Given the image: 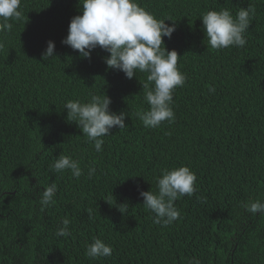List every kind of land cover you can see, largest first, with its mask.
I'll use <instances>...</instances> for the list:
<instances>
[{
  "label": "trees",
  "instance_id": "1",
  "mask_svg": "<svg viewBox=\"0 0 264 264\" xmlns=\"http://www.w3.org/2000/svg\"><path fill=\"white\" fill-rule=\"evenodd\" d=\"M136 3L175 24L163 44L186 77L173 92L174 120L155 128L136 115L149 108L147 73L128 79L99 47L86 59L61 43L78 0H21L24 19L0 32V264H264V214L240 206L264 200V0ZM240 8L252 9L246 45L211 49L201 16ZM48 41L55 56L41 59ZM103 93L127 127L97 152L64 105ZM61 155L80 162L79 178L51 169ZM181 166L195 174V192L175 201L180 217L163 227L139 192H156L162 170ZM51 184L54 203L41 208ZM64 219L70 235L57 236ZM95 239L110 257L86 256Z\"/></svg>",
  "mask_w": 264,
  "mask_h": 264
},
{
  "label": "clouds",
  "instance_id": "2",
  "mask_svg": "<svg viewBox=\"0 0 264 264\" xmlns=\"http://www.w3.org/2000/svg\"><path fill=\"white\" fill-rule=\"evenodd\" d=\"M81 14L71 18L67 35L61 43L78 52L82 58L89 59L91 51L99 47L109 53L104 62L109 69L123 72L126 78L136 77V72L147 73L143 88L146 90L144 100L148 104L147 111L136 115L145 128L159 127L163 122L174 120L171 108L173 92L185 84L186 77L177 68L178 56L175 50H166L164 37L171 38L175 24L168 25L165 20H157L152 14L139 7L136 0H78ZM21 0H0V32L11 31L10 21L24 19L20 8ZM204 35L208 46L219 50L229 47H243L247 41V32L252 19L251 8H240L233 16L229 10H210L201 16ZM171 21V20H169ZM3 44H0V48ZM54 42L48 41L41 59L54 55ZM214 92V88L209 89ZM111 99L103 95H91L87 102L80 100L67 101V121L74 122L87 142L97 152L102 150L103 137L111 135L115 127H127L125 112H111ZM42 145V144H41ZM57 173L65 170L72 176L82 175L80 162L69 156H59L50 166ZM95 168H89L91 177ZM196 176L187 166L171 170L164 169L156 177V192L140 191L144 207L154 214L153 223L163 227L171 225L180 217L175 201L185 195L192 196L195 192ZM57 186L51 184L44 188L39 198V205L45 208L54 203ZM241 208L251 214H264V200L243 202ZM70 221L64 219L57 230V236H68ZM86 256L93 260L110 257L112 248L100 239L86 245ZM190 264H199L192 261Z\"/></svg>",
  "mask_w": 264,
  "mask_h": 264
}]
</instances>
